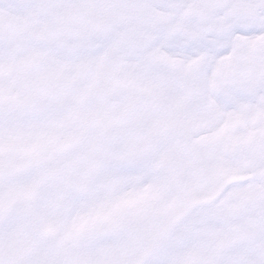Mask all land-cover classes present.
Masks as SVG:
<instances>
[{
	"label": "snow or ice",
	"instance_id": "snow-or-ice-1",
	"mask_svg": "<svg viewBox=\"0 0 264 264\" xmlns=\"http://www.w3.org/2000/svg\"><path fill=\"white\" fill-rule=\"evenodd\" d=\"M0 264H264V0H0Z\"/></svg>",
	"mask_w": 264,
	"mask_h": 264
}]
</instances>
